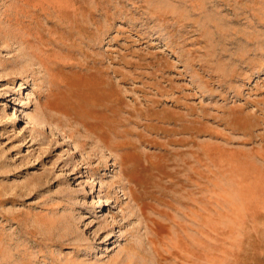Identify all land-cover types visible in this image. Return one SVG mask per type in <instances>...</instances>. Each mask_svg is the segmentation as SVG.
<instances>
[{
	"label": "rangeland",
	"instance_id": "1",
	"mask_svg": "<svg viewBox=\"0 0 264 264\" xmlns=\"http://www.w3.org/2000/svg\"><path fill=\"white\" fill-rule=\"evenodd\" d=\"M0 264H264V0H0Z\"/></svg>",
	"mask_w": 264,
	"mask_h": 264
},
{
	"label": "bare ground",
	"instance_id": "2",
	"mask_svg": "<svg viewBox=\"0 0 264 264\" xmlns=\"http://www.w3.org/2000/svg\"><path fill=\"white\" fill-rule=\"evenodd\" d=\"M27 65V64H26Z\"/></svg>",
	"mask_w": 264,
	"mask_h": 264
}]
</instances>
